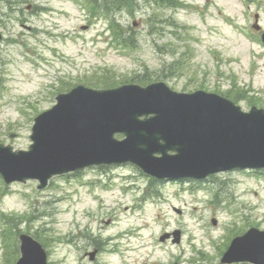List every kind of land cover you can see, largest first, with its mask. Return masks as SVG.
<instances>
[{"label":"rangeland","instance_id":"obj_1","mask_svg":"<svg viewBox=\"0 0 264 264\" xmlns=\"http://www.w3.org/2000/svg\"><path fill=\"white\" fill-rule=\"evenodd\" d=\"M78 3L0 0L3 12L10 7L0 15V144L27 150L33 119L55 104L57 89L112 87L138 76L179 93L224 95L236 83L242 89L230 95L240 100L236 105L264 110V0H184V8L159 10L151 27L150 7L135 0L129 12L115 15L113 30ZM128 27L135 50H116L112 40ZM101 171L54 178L42 191L32 181L0 184V229L2 216L19 215L25 222L16 223L17 235L43 231L48 264H220L234 236L264 231L263 171L221 174L217 182H163L160 197L145 202L148 180L126 167L106 171L110 180ZM163 234L170 236L161 243ZM8 235L7 243L18 245L16 232ZM55 235L75 243L56 244ZM96 249L91 263L86 254Z\"/></svg>","mask_w":264,"mask_h":264},{"label":"water","instance_id":"obj_2","mask_svg":"<svg viewBox=\"0 0 264 264\" xmlns=\"http://www.w3.org/2000/svg\"><path fill=\"white\" fill-rule=\"evenodd\" d=\"M57 101L35 119L28 152L0 145L6 184L35 179L43 188L53 176L108 161L134 162L159 177H204L239 165L264 168V115L240 114L215 97L153 87L77 88ZM115 134L124 141H115ZM20 241L16 264H46L40 245L26 236ZM235 262L264 264V233L250 230L235 239L221 263Z\"/></svg>","mask_w":264,"mask_h":264},{"label":"trees","instance_id":"obj_3","mask_svg":"<svg viewBox=\"0 0 264 264\" xmlns=\"http://www.w3.org/2000/svg\"><path fill=\"white\" fill-rule=\"evenodd\" d=\"M108 1H111V4L114 6L113 8L117 7V0H104V3L106 4ZM162 1H164V0H162ZM7 221L9 222V229L10 230H15L17 228V224L14 222L13 219H10V220H7ZM15 254H16V248H15V251H13V256ZM7 257H10V259H11V255H8Z\"/></svg>","mask_w":264,"mask_h":264}]
</instances>
